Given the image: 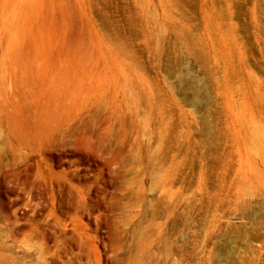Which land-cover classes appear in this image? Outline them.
Instances as JSON below:
<instances>
[{"label": "rangeland", "instance_id": "1", "mask_svg": "<svg viewBox=\"0 0 264 264\" xmlns=\"http://www.w3.org/2000/svg\"><path fill=\"white\" fill-rule=\"evenodd\" d=\"M0 264H264V0H0Z\"/></svg>", "mask_w": 264, "mask_h": 264}]
</instances>
